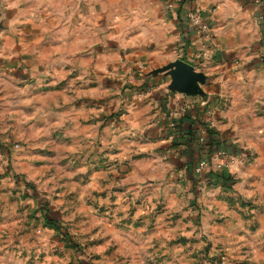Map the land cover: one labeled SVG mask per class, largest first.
Wrapping results in <instances>:
<instances>
[{"label": "crops", "instance_id": "1", "mask_svg": "<svg viewBox=\"0 0 264 264\" xmlns=\"http://www.w3.org/2000/svg\"><path fill=\"white\" fill-rule=\"evenodd\" d=\"M263 56L264 0H0V122L7 125L0 151L32 132L40 141L49 134L57 154L61 147L89 157L91 168L103 160L90 187L115 175L121 215L157 213L150 229H126L145 230L148 239L122 237L121 264H219V257L264 264V181L240 168L233 175L230 166L227 189L210 168L196 171L216 153L227 159L242 150L236 141L246 136L227 122L230 110L219 108L247 91L242 78L255 74ZM176 61L202 75L203 82L183 70L174 75L194 94L171 89L165 68ZM184 115L196 143L172 145L181 139L170 124ZM203 127L212 129L217 150L210 159ZM189 203L199 210L187 211ZM195 214L196 235L210 237L214 262L186 243L195 229L187 231L183 220Z\"/></svg>", "mask_w": 264, "mask_h": 264}, {"label": "rangeland", "instance_id": "2", "mask_svg": "<svg viewBox=\"0 0 264 264\" xmlns=\"http://www.w3.org/2000/svg\"><path fill=\"white\" fill-rule=\"evenodd\" d=\"M259 62L254 65V75L242 78L247 91L235 92L234 99L224 100L219 108L230 110L227 122L236 134L243 131L246 137L236 141L242 149L238 154L222 159L229 167L216 171L215 162L209 164L213 174L231 166L233 175L240 168L247 171L249 179L264 181V60ZM20 126L17 123L16 129ZM6 129V123L0 122V133ZM34 134L26 132L25 139H14L7 143L6 152L0 151V264H121L116 254L121 238L133 244L144 243L148 239L145 230L153 227L157 213L147 219L134 218L133 208L126 216L121 215L125 210L114 204L118 199L114 195L118 191L115 175L111 179L105 175L90 187L92 172L105 170L103 160L91 168L89 157L80 152L67 155L61 147L57 154L49 134L43 136V141L36 140ZM100 181L106 185L111 182L113 187L99 189ZM73 200L77 203L72 204ZM135 204L140 210L146 209L140 201ZM161 206L160 200L156 210L160 211ZM186 208L199 210L193 203ZM199 219L195 214L183 220L187 231L195 229L186 243L199 245L200 260L214 262L217 258L210 256V237L196 235ZM173 226L177 229V223ZM131 228L145 230L139 235L126 230Z\"/></svg>", "mask_w": 264, "mask_h": 264}, {"label": "trees", "instance_id": "3", "mask_svg": "<svg viewBox=\"0 0 264 264\" xmlns=\"http://www.w3.org/2000/svg\"><path fill=\"white\" fill-rule=\"evenodd\" d=\"M174 123V129L176 130V132L178 133V138L181 139V141L178 143L177 141L175 143H172V145H178V144H186L189 145L190 143H196V136L194 135V131H196V129H193V123H189L188 122V118L186 119V115L179 117L178 119L173 120ZM189 126H188V125ZM202 127V126H201ZM204 128V134L206 135V133L208 134V140L205 141V136L202 135L200 136L201 138V144H203L204 146H207V157L208 159H210V157L216 153V151H212V145H213V141L212 138L210 137L212 134V129L207 128V127H203ZM210 177L214 178V181H220L222 182V186L229 189V184H232V178L230 175L225 174V172H221V173H215L213 174L210 173ZM25 185L27 186V184L25 183Z\"/></svg>", "mask_w": 264, "mask_h": 264}, {"label": "water", "instance_id": "4", "mask_svg": "<svg viewBox=\"0 0 264 264\" xmlns=\"http://www.w3.org/2000/svg\"><path fill=\"white\" fill-rule=\"evenodd\" d=\"M262 60H264V56L262 57ZM169 69H171V70L168 72V74L171 76L172 82H173L172 85H171V89H177V90H179L181 92H186V93H189V94H194L195 93V92H192V91L189 92L188 89H184V88L179 86L180 84H179V82H177V80H176L174 75L180 70H183V72H185L186 74L188 73L189 76L193 80L196 79V80H199L200 82H203L202 75H200V74H196V75L191 74L192 68L187 66L186 64H184L181 61H176V62L170 64L168 67L165 68V70H169Z\"/></svg>", "mask_w": 264, "mask_h": 264}, {"label": "built area", "instance_id": "5", "mask_svg": "<svg viewBox=\"0 0 264 264\" xmlns=\"http://www.w3.org/2000/svg\"><path fill=\"white\" fill-rule=\"evenodd\" d=\"M190 20L192 21L193 24L197 25L199 24V19L197 17H194L192 15H190ZM171 128H174V123L173 121L171 122L170 124ZM226 158V154L223 153V152H219V153H216L212 158H211V162H215L216 166H214V169L216 171H220L221 168L223 167H228L229 165L228 164H225L222 159L223 158ZM209 164L211 165V163L207 160H203V161H200L198 163V166L196 168V171L199 172V171H202V170H206L207 168H209ZM219 264H225V260L222 258V257H219Z\"/></svg>", "mask_w": 264, "mask_h": 264}]
</instances>
